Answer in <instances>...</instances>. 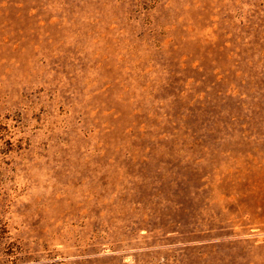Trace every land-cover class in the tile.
Returning a JSON list of instances; mask_svg holds the SVG:
<instances>
[{"label": "rangeland", "instance_id": "374dc122", "mask_svg": "<svg viewBox=\"0 0 264 264\" xmlns=\"http://www.w3.org/2000/svg\"><path fill=\"white\" fill-rule=\"evenodd\" d=\"M0 264H264V0H0Z\"/></svg>", "mask_w": 264, "mask_h": 264}]
</instances>
